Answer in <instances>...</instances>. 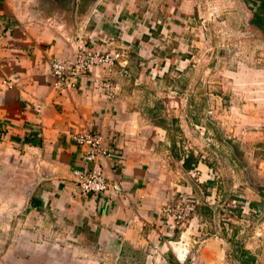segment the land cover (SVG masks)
<instances>
[{
    "label": "crops",
    "instance_id": "1",
    "mask_svg": "<svg viewBox=\"0 0 264 264\" xmlns=\"http://www.w3.org/2000/svg\"><path fill=\"white\" fill-rule=\"evenodd\" d=\"M51 4H63L69 19L27 11L20 0H0V166L9 169L10 182L22 192L5 185L2 191L18 199L19 208L34 214L35 221L54 222L4 226L3 264H240L241 248L228 253V245H234L222 227L203 225L215 217L213 203L220 195L203 156L205 145L189 142L194 130L189 131L186 120L200 135L198 118L181 109L186 97L172 88L191 66L185 60L171 66L172 53L183 49L186 29L168 15L133 13V0ZM79 28L92 51L128 50L131 77L123 81L111 74L117 86L112 100L99 92L106 76L101 68L80 76L74 89H52L49 61L71 60ZM170 40L178 45L170 48ZM156 52L164 56L154 81L147 72L153 68L146 64ZM164 83L171 88L161 91ZM177 117L180 136L188 140L182 144L172 141L168 127ZM94 133L102 136V148L111 156L93 163L84 160L87 146L71 139ZM95 165L119 191L77 190L73 172ZM179 193H192L200 203L184 233L169 231L162 214ZM179 239L189 249L184 262L173 252Z\"/></svg>",
    "mask_w": 264,
    "mask_h": 264
},
{
    "label": "rangeland",
    "instance_id": "2",
    "mask_svg": "<svg viewBox=\"0 0 264 264\" xmlns=\"http://www.w3.org/2000/svg\"><path fill=\"white\" fill-rule=\"evenodd\" d=\"M20 1L27 11L48 17L58 13L64 21L69 19L63 4L54 7L51 0ZM254 9L252 0H133L131 11L155 18L168 15L186 29L183 49L172 53L171 66L178 60L191 66L184 80L175 78L178 85L172 88L178 87L175 92L184 94L181 96L187 104L181 109L196 116L197 126L203 128V135H199L191 120H186L189 131L194 130L190 132L194 139L189 142L205 145L203 156L220 195L215 217L207 218L203 225L222 227L224 237L235 248L228 245V253L241 248L252 252L258 264H264V32L248 22ZM176 45L173 40L168 43L170 48ZM162 56L157 53L152 61L146 60L148 68H153L151 73ZM165 84L161 91L171 88ZM176 110L180 111L178 102ZM177 120L168 122V127L172 141L182 144L188 140L180 136ZM3 172L0 166V264L8 230L4 226H54L49 219L35 221L34 214L23 212L22 205L19 208L18 199L4 196V185L8 191H22L10 182L9 169Z\"/></svg>",
    "mask_w": 264,
    "mask_h": 264
},
{
    "label": "built area",
    "instance_id": "3",
    "mask_svg": "<svg viewBox=\"0 0 264 264\" xmlns=\"http://www.w3.org/2000/svg\"><path fill=\"white\" fill-rule=\"evenodd\" d=\"M75 1L77 2L78 0ZM94 13L95 10L92 9L91 14ZM82 26L83 24H81ZM80 28L75 38L74 52L71 60L65 61L52 58L49 61L52 89L56 91L74 89L80 76L91 72L94 68H101L106 72V76L101 78L98 84L99 92L105 99L112 100L116 94L117 86L113 82L112 77H110L111 74L117 73L123 81L129 80L131 77L128 69V50L125 48H113L100 52L92 51L82 38L81 31L83 29ZM149 73L151 72L149 71ZM152 74L151 79L153 80L155 79V75ZM8 82L3 81V84L8 85ZM200 130V135H203V128ZM71 140L79 145L87 146L88 150L84 156V160L87 162L94 163L99 156H111L110 152L102 148V136L98 133L75 134ZM73 175L77 190L83 194L105 193L108 190L119 191L117 184L107 182L102 169L97 165L93 166L90 170L74 171ZM235 203V201H232L233 206L236 205ZM199 205L200 203L192 193H179L172 203L163 206L162 214L169 231L181 230V233H184L188 228L186 225H188L189 220ZM213 205L220 207L218 201L214 202ZM193 245L196 246L197 242H194ZM187 248L186 243L182 239L176 242L173 252L179 262L186 260L189 253V249Z\"/></svg>",
    "mask_w": 264,
    "mask_h": 264
},
{
    "label": "trees",
    "instance_id": "4",
    "mask_svg": "<svg viewBox=\"0 0 264 264\" xmlns=\"http://www.w3.org/2000/svg\"><path fill=\"white\" fill-rule=\"evenodd\" d=\"M255 9L251 12L249 24L255 29L264 32V0H252ZM240 264H254L255 258L248 252L241 250L239 257Z\"/></svg>",
    "mask_w": 264,
    "mask_h": 264
}]
</instances>
